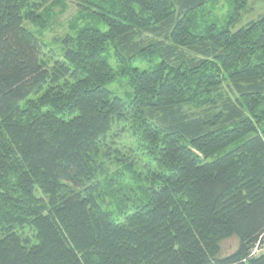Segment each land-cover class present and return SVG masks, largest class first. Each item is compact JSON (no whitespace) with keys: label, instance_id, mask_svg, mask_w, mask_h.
<instances>
[{"label":"trees","instance_id":"1","mask_svg":"<svg viewBox=\"0 0 264 264\" xmlns=\"http://www.w3.org/2000/svg\"><path fill=\"white\" fill-rule=\"evenodd\" d=\"M45 1L0 0V264H264V16L232 31L252 0L223 28L220 0H71L62 60Z\"/></svg>","mask_w":264,"mask_h":264},{"label":"rangeland","instance_id":"2","mask_svg":"<svg viewBox=\"0 0 264 264\" xmlns=\"http://www.w3.org/2000/svg\"><path fill=\"white\" fill-rule=\"evenodd\" d=\"M45 2H46V5L48 4V6L46 5L43 6V7H46L42 11L45 17H47L48 13L58 14L62 9V6H60V7H52L50 10H48V8L52 5L53 0H46ZM65 2L68 5V9L66 10V12L62 16H60L58 19V22L54 26H52L51 29L49 28V30L46 31L44 35L42 36L43 38L42 40H44L48 44V48H50V50H54V51L56 50L59 60H62V57H63L62 56V47H63L62 45L63 44L62 42H58V40H60L66 34L70 32L69 25L77 14V7L75 4H73V1L65 0ZM216 4L207 5L205 7L204 13L206 15L208 14L212 15L211 21H214L219 28H223L226 22V18L230 10L232 9V1L230 2V0H220L216 8L213 10V12H211L212 8H214L213 5H216ZM262 16H264V0H252L248 3L247 9L243 12L241 22H239L234 28H232V31L236 32L246 27L251 22L260 20ZM50 18L51 17L49 16L48 19ZM199 19L201 20L204 18H202V15H199ZM201 22H203V20ZM31 27L33 30H35L34 26H31ZM101 29L106 31L107 27L103 24L101 26ZM112 65L113 67L116 66L117 68V64L113 61H112ZM110 89L115 90L119 96H123V97H125V95H128L131 92L124 80H122L121 82H118L117 84L112 85ZM224 91L226 93L225 95L229 96L234 101L236 100L237 97L235 96L230 86H226ZM206 110L207 109H201V110L190 109V112L198 113L201 116H203L206 114L205 113ZM122 139L126 141V143L131 142L130 140L131 138L129 139V137L128 139H124V138ZM236 247H237V242L234 239L226 240L222 243V251L224 254L232 252L234 249H236Z\"/></svg>","mask_w":264,"mask_h":264}]
</instances>
